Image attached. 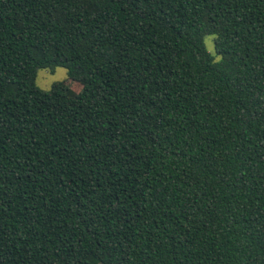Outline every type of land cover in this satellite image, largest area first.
Returning a JSON list of instances; mask_svg holds the SVG:
<instances>
[{"label":"trees","instance_id":"trees-1","mask_svg":"<svg viewBox=\"0 0 264 264\" xmlns=\"http://www.w3.org/2000/svg\"><path fill=\"white\" fill-rule=\"evenodd\" d=\"M0 264H264V0H0Z\"/></svg>","mask_w":264,"mask_h":264},{"label":"rangeland","instance_id":"rangeland-1","mask_svg":"<svg viewBox=\"0 0 264 264\" xmlns=\"http://www.w3.org/2000/svg\"><path fill=\"white\" fill-rule=\"evenodd\" d=\"M203 41L207 51L214 54L213 37L207 35L204 37ZM215 59L218 60L219 58L216 57ZM60 81L68 82L67 72L63 68L58 67L54 71L46 69L37 72L36 85L44 91L49 90L53 83ZM70 86L73 91H77L78 87L76 84L72 83Z\"/></svg>","mask_w":264,"mask_h":264}]
</instances>
